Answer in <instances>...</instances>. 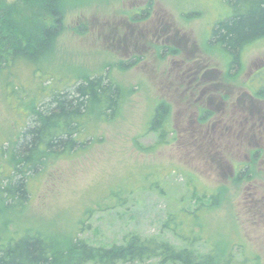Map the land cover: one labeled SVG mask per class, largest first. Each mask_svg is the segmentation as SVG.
Returning a JSON list of instances; mask_svg holds the SVG:
<instances>
[{"label":"rangeland","instance_id":"obj_1","mask_svg":"<svg viewBox=\"0 0 264 264\" xmlns=\"http://www.w3.org/2000/svg\"><path fill=\"white\" fill-rule=\"evenodd\" d=\"M2 2L27 33L53 26L54 34L37 67L0 73V188L36 100L105 73L123 88L115 117L91 122L86 148L48 157L31 176L23 210L9 209L0 191L4 241L40 235L54 247V264H69L75 238L111 246L135 232L177 246L195 241L200 252L214 249V260L231 250L235 264H264V80L255 75L264 76V38L230 68L209 41L230 13L225 0H67L59 22L35 2ZM163 101L169 129L160 143L148 126ZM250 163L251 174L237 180ZM199 189L208 196L196 201Z\"/></svg>","mask_w":264,"mask_h":264},{"label":"trees","instance_id":"obj_2","mask_svg":"<svg viewBox=\"0 0 264 264\" xmlns=\"http://www.w3.org/2000/svg\"><path fill=\"white\" fill-rule=\"evenodd\" d=\"M22 1L40 4L59 22L60 9L67 0ZM225 1L230 13L216 21L209 41L228 55L230 68L240 67L245 47L264 38V0ZM21 22L16 19L10 4L0 3V73L22 62L37 67L50 51L53 26H44L35 35L31 34L34 32L28 34ZM258 73L264 80L261 71ZM260 84L255 83L254 90ZM263 92L264 85L260 88V93ZM47 97V100H36L37 103L26 112L8 163L3 165L4 183L0 191L3 204L11 210L25 208L29 199V179L42 171L48 157L63 158L83 150L88 135L92 134L91 122L115 117L123 100V88L105 73L83 78L65 90H52ZM169 114L170 106L164 101L158 103L148 126V129L158 131L160 143L169 129ZM6 150L7 146H3L1 152L7 154ZM257 156L258 152L255 160ZM246 168L244 172L239 170V174L245 175H238L237 180L251 174L255 165L250 163ZM199 192L202 197L198 196ZM199 192H193L196 201L208 196L200 189ZM211 199L216 204L218 196L213 193ZM181 237L185 241L189 239L187 234H181ZM194 243L177 246L167 239L129 232L122 243L111 246H94L75 238L65 257L69 264H153L152 260H156L155 264H235L233 251L214 260V249L203 253L193 246ZM53 248L52 243L40 235L25 233L12 241H4L0 232V264H54L57 258Z\"/></svg>","mask_w":264,"mask_h":264},{"label":"flooded vegetation","instance_id":"obj_3","mask_svg":"<svg viewBox=\"0 0 264 264\" xmlns=\"http://www.w3.org/2000/svg\"><path fill=\"white\" fill-rule=\"evenodd\" d=\"M257 74H259V73H256L255 75H257ZM209 111H210V110H209ZM209 111H206V110L204 109V110L202 111V112H203V115H205L207 112H208V113H213V112H211V111L209 112ZM249 113H250V111H249ZM249 113H248V114H249ZM256 154H257V152H255L254 156H255Z\"/></svg>","mask_w":264,"mask_h":264}]
</instances>
